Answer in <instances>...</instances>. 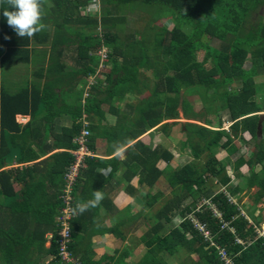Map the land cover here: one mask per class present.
Listing matches in <instances>:
<instances>
[{
  "label": "trees",
  "instance_id": "16d2710c",
  "mask_svg": "<svg viewBox=\"0 0 264 264\" xmlns=\"http://www.w3.org/2000/svg\"><path fill=\"white\" fill-rule=\"evenodd\" d=\"M93 2H100V13L88 12ZM40 4L45 27L29 38L17 36L7 25L2 13L8 0H0V264H73L64 263L59 255L57 217L64 207L60 199L64 175L75 162L70 152L78 147L75 139L87 131L90 150L95 151L96 141L104 137L117 151L164 120L182 125L176 138L190 149L193 161L179 167L167 149H152L144 140L127 148L124 161L118 156L87 158L73 189L74 206L91 199L94 190L109 194L110 180L98 172L109 166L115 175L121 165L126 167L121 180L128 182L125 192L133 201L118 210L106 195L96 207L77 212L68 246L71 256L82 264H168L164 257L183 248L196 258L179 264H229L222 249L233 264H264V238L256 240L254 229L264 220V210L257 216L250 212L255 220L250 223L225 191L210 190L217 178L226 192L240 197V185L230 186L229 161H218L215 155L224 148L238 153L234 141L247 143L248 133L255 141L253 152L231 165L237 173L246 164L250 169L246 181L250 204L245 209L264 201V119L263 136L258 135L262 117L258 113L264 112V105L250 100L257 97L255 77L264 68V0H40ZM123 9L139 11L145 24L127 29V18L120 15ZM167 19L174 23L171 29L159 25ZM103 48L109 60L100 67L98 54ZM248 58L252 66L247 70ZM13 68L38 81L22 76L12 83L7 79ZM94 74H99L96 85L84 99L86 79ZM12 77L18 78L16 73ZM200 91H212L213 104L195 112L181 95ZM128 98L131 102L119 107ZM226 109L234 121L230 131L177 121L182 114L214 127L218 113ZM108 112L117 118L114 125L106 123ZM18 116L29 120L21 124ZM57 119H66L60 131L55 130ZM171 125L166 122L156 131L170 135ZM138 185L150 189L140 197ZM155 185L169 186L172 197L154 211L164 197L153 192ZM207 199L213 208L203 204ZM101 206L108 215L113 213L111 227L109 217L99 216ZM193 214L211 238L194 227ZM178 215L183 222L174 225ZM138 223L148 224L139 237L137 247H143L144 254L137 262L127 261L135 246L98 254L92 248L93 236L86 237L87 231L108 232L125 241L123 228ZM237 237L249 244H238ZM46 257L51 261L43 260Z\"/></svg>",
  "mask_w": 264,
  "mask_h": 264
},
{
  "label": "rangeland",
  "instance_id": "374dc122",
  "mask_svg": "<svg viewBox=\"0 0 264 264\" xmlns=\"http://www.w3.org/2000/svg\"><path fill=\"white\" fill-rule=\"evenodd\" d=\"M95 3H97V2H95ZM156 8L158 9L157 6L154 7V8H150V12L152 10L156 9ZM93 10H95V7L92 8V11ZM160 14L163 17L164 16V11L160 12ZM160 14H157V16H159ZM120 15L126 16L127 21L125 22V26H126L127 29L131 28V29L135 30L137 25H140V24L144 25L145 24V21H142L140 19L141 15L139 14V11L133 10V12H132V11H130L128 9H123V10L120 11ZM162 24H165V26L168 27L169 29H171L173 27V25H174V23L170 19H167V21L166 20L165 21L164 20L160 21L159 25H162ZM55 54H56V52H55V50H53V52H51V55H55ZM105 62H107V61H105ZM251 66H252L251 58H248L246 64L244 65V68L248 70V69L251 68ZM108 67L110 68V65H108ZM100 69H102V68H100ZM8 73H9V76H8L7 80L14 79V81H21L23 78L25 79L27 77L28 78L30 77L33 81H38L36 78H33L29 74V72H27V74H29V75H27V74H25V71H23V70H21L19 68L10 69L8 71ZM15 73H16L18 78H13L12 77V75H15ZM22 76H23V78H22ZM93 79H94V81H96V79H97L96 76ZM9 82L10 81H8V83ZM149 82H150V85L153 86L155 81L150 79ZM255 85H256V89H257V92H256L257 93V97H253L250 100L257 101L259 103L263 102V104H264V68L263 67L259 69V75L255 77ZM200 93L203 94L204 96H206L205 97V101L203 100V95H201V94L200 95L195 94V95L191 96L188 93H183L181 95L182 98H185V99H187L188 101L191 102L195 112L203 110L206 107V104L207 105L213 104L212 91H209V92L200 91ZM129 102H131V100H129V98H128L124 102L119 103V107H122V109H124L126 107L125 104L129 103ZM214 102H215V105L220 104L219 101H214ZM103 108L105 110H108L109 105H104ZM219 120L222 121V124H221L222 128H224L227 131H229L230 126L234 123V121L232 120L231 111L229 109L221 110L218 113V117H216V119H215L214 127L217 128L218 126H220ZM17 121L19 123H21V124H25V123H27L28 118H22L21 116H18L17 117ZM115 121H116V119H115V117L113 115H107V118H106V123L107 124L111 123V122L115 123ZM177 121L181 122V124H183L185 122H188V123H191V124L200 125V123L196 122L195 120L185 119L182 114L180 116V119H178ZM166 122H170V124H172L171 125V129H170V135L166 136L164 134V132H162V133L158 132V134L154 135V136H156V139L154 138V141L152 142L151 145H153V146H163L165 149H167L174 156V163L177 164L179 167H181L182 165H185L189 161L192 162L193 158L190 155V149L187 148L186 146H182L181 144H179L178 139L176 138L178 136V131H182L183 130V129L181 130V128H180V127H182V125L179 126V127H175L174 124H173V122H176L175 120H166ZM65 123H66V119L65 120H57V121H55V124L57 126L56 127L57 131H60L62 129V127L65 125ZM231 134L232 133L229 132V136L230 137H231ZM244 135H245L244 139H245V141L248 144L245 143V142H242V141H240L238 139H236L234 141V145H235L236 149H238V151H237L238 153H235V152L234 153H230L228 150H226L224 148V149H221V150L220 149L217 150L216 155H215V158L218 161H223V162H225L226 160L229 161L228 164L230 166L227 168V174L232 179L235 178V174H236L234 172L233 167L231 166L232 162L234 163L235 160L238 157H240L241 155H245V156L249 157V155H251V152H253L252 146H254V142H255L254 139L248 133H245ZM262 136H263V134H261L259 137L261 138ZM181 139L184 141L186 139V137L184 135H182ZM195 141H197V139H195ZM225 141H226V139L224 138L221 142L223 143ZM260 169H261V167L258 165V166H256L255 171L259 172ZM249 170L250 169H249L248 166H244V168L240 170L241 171V175L244 176L243 177L244 180L243 179L241 181L237 180V185L241 186V182L244 185L245 179H248L250 177ZM118 179L119 180H117L116 182L120 183L121 179L120 178H118ZM19 189H20L19 187H16L17 191H19ZM149 189L150 188H147V187L144 188L143 186H140L138 188L137 195L142 197L143 195H145L149 191ZM219 189H220V185H219V183H217V181H215L214 186L212 188H210V190H212L213 191L212 193H214V194H216ZM152 190H153L154 193L160 191V192H162L164 194L162 202L158 203L155 206V208H154V211H155V210L159 209V207L161 206L160 204H162L166 200H169L172 197V194H171V190H170L169 186H167V185H164V186H161V187H158L157 185H155V187L152 188ZM126 199H127V197H122L118 201L116 200L117 204H118L117 206L122 208L123 205H124L123 202ZM249 200L250 199H249V197H247L246 191L243 194L242 193L240 194L239 204L240 203H242V204L245 203L246 205H249L250 204ZM132 201H133V199L131 200L130 198H128L127 202L130 203ZM202 201H203V204H205V203L209 204L207 206L208 207L210 206V207L213 208L212 202L205 201V200H202ZM190 202H191V200H189L188 203H190ZM138 207H140V206H138ZM243 208H244V205H243ZM259 208H261V209H259ZM257 210H259V211H257ZM260 210H264V201L262 203L258 204L256 207H251L249 210L246 211V214L251 220H253L252 216H250V212H252V214L257 216V215H259ZM177 217H175V219L173 221L174 225H178V223H179V219ZM253 221H255V220H253ZM263 226H264V223H263ZM136 229H137V226H136V228H131L130 230H128L126 232L127 233L126 234V238L127 239L125 241H122V240H119L118 238H115V237L113 238L112 237V239L107 243L108 245H106V247H108L107 250L109 249V250L112 251L115 248H120L121 249L123 247L133 248L134 246L137 247V245H140L139 237L141 236V232L140 231H135ZM138 230H143V229L142 228H138ZM48 244L46 243V247H48ZM93 245H94L95 249H97V250H99V249H101V248H103L105 246V245L102 246L100 244H93ZM135 247H134V249H135ZM139 247H141V245ZM192 257H193V260H195L194 258H196V257L195 256H192ZM192 257H191V255L188 253V251L186 249L181 248L175 255H173V256L166 255L164 257V259H165V261L168 264H179V263L184 262L188 258H192ZM43 260H45V261L47 260L49 262V257H46ZM127 261L128 262H133V259L128 258Z\"/></svg>",
  "mask_w": 264,
  "mask_h": 264
},
{
  "label": "clouds",
  "instance_id": "9594fccd",
  "mask_svg": "<svg viewBox=\"0 0 264 264\" xmlns=\"http://www.w3.org/2000/svg\"><path fill=\"white\" fill-rule=\"evenodd\" d=\"M8 5H9V7L3 11L2 15H3L4 18H6L7 25L10 28L13 29V31L16 33L17 36H19V37L27 36V37L30 38V37H32L34 35V33L41 31L45 27V25L41 22L42 15H43V10H42L41 4H40V0H8ZM93 7H95V10L92 11ZM87 10H88V12L100 13L101 12L100 2H97V3L93 2V4L88 5ZM98 55L101 57L100 60H101L102 65L100 67H103L106 63H108V60H109L108 51L106 50V48H103L102 50L99 51ZM105 61H107V62H105ZM98 75L99 74H97V75L94 74V75L89 76L86 79V84L84 86V91H83V98L84 99L90 97V94H91V92L93 90V87L96 85V81H94L93 78L95 76H96V78H98ZM258 114L260 116H262L263 119H264V113L263 112L258 113ZM22 118H25V117H22ZM28 120H29V118H28ZM196 122L200 123L201 126L202 125L206 126L207 128H209L211 130H216V131L225 130L224 128H222V126L216 128V127H210V126L204 125L203 123H201L199 121H196ZM229 131H230V128H229ZM232 137L234 138L233 135H232ZM72 150H74V149H72ZM89 150H90V148H89ZM90 152L92 153V156H89L87 158H95V157H97L96 154L93 152V150H90ZM215 181H217V183H218V179L217 178L215 179ZM215 181H214V183H215ZM233 181H235V182L237 181L236 177L234 179L231 178V182H233ZM139 187L140 186L138 185L137 188H139ZM219 190L220 191L221 190L225 191V193L227 194L228 200L232 204L239 205V210L241 211V215L244 216L247 221H249L250 223H255L253 220H251L247 216V214H246L247 210L245 209V207L243 208V205L245 206L246 204L245 203L244 204H242V203L239 204V198L240 197L239 198L238 197H232L231 194L226 192V188L223 187L222 185H220V189ZM246 194H247V191H246ZM247 197H249L248 194H247ZM102 199H103L102 191L101 190H94L92 192V198L87 200V201H85V202H77L75 204V206H74L73 212L74 213L78 212V213L82 214L85 211H87L90 207H96L102 201ZM207 201H209V199H207ZM207 205H209V204H207ZM177 218L179 219V223L178 224L183 222V220H182L180 215H178ZM191 221H192L194 227L196 229H198V231H200L199 224H201V223L195 217L194 214H193V216L191 218ZM263 223H264V220L261 222L260 225L259 224H255V225L258 226L260 229L264 230ZM146 224H148V223H143V224L142 223H138V225H136L137 226V231H140L141 234H142L143 230L146 229V228L144 229V226ZM136 226H133V227H136ZM138 228H142L143 230H138ZM255 236H256V234H255ZM237 238H236V242H237ZM242 241H243V244L238 243V242L237 243L240 244V245H243V246H247V244H249V241H244V240H242ZM49 244H50V242H49ZM76 259L79 262H81L78 258H76ZM232 261L234 262V260H232Z\"/></svg>",
  "mask_w": 264,
  "mask_h": 264
},
{
  "label": "crops",
  "instance_id": "0c3cea01",
  "mask_svg": "<svg viewBox=\"0 0 264 264\" xmlns=\"http://www.w3.org/2000/svg\"><path fill=\"white\" fill-rule=\"evenodd\" d=\"M44 48V47H43ZM71 63V62H70ZM41 81H44V79L43 80H41ZM12 83H14L13 82V79H12ZM263 104V103H262ZM264 105V104H263ZM107 115H112L111 113H107ZM114 116V115H113ZM115 117V116H114ZM115 119L117 120V118L115 117ZM57 120H62V119H57ZM56 120V121H57ZM116 122V121H115ZM166 123V120H164L160 125H158L156 128H154V129H152V130H150V131H148L147 133H145L144 135H142L141 137H139L138 139H135L134 141H131V143H129L127 146H123L121 149H119V150H113L112 148L114 147V145L111 143H108V141L103 137V138H99L97 141H96V149H95V151H93L95 154H96V158H99V159H102V160H111L112 158H114V157H116V156H118L119 157V159L121 160V161H124V160H126L127 159V157H128V152H127V148H129V147H131V146H133L137 141H139V140H144L145 142H148L149 144H148V146L149 147H151L152 149L153 148H155V147H157V146H153V145H151L152 144V142L154 141V138L156 139V136H154V135H156V134H158V131H156V130H158L159 129V127L160 126H162L163 124H165ZM109 125H114L115 123H108ZM56 131H57V129H55ZM159 133H162V132H159ZM165 134V133H164ZM166 136H169V135H167V134H165ZM245 136V135H244ZM48 141H52V138H50ZM55 152H57V151H55ZM241 156H244V155H241ZM240 156V157H241ZM239 158V157H238ZM237 158V159H238ZM236 159V160H237ZM235 160V161H236ZM235 163V162H234ZM232 164H233V162H232ZM232 167H233V165H231ZM244 166H248L247 164L246 165H244ZM244 166H242V168L241 169H243L244 168ZM249 167V166H248ZM126 167H124V165H121L120 166V170L118 171V175L116 174H113L112 173V171H113V168H112V166H109V167H107V168H104V167H102V168H99L98 169V172L100 173V174H102L105 178H109V180H110V183L108 184V186H110V185H112V189H108L107 190V192H109V194H105V195H103V197H105L106 195H108V198H109V200L108 201H113L112 203H114L115 204V206L117 207V209L118 210H122V209H124L126 206H127V204H128V198L130 197L126 192H125V188H126V186L128 185V182L127 183H124L125 182V180L124 181H122L121 180V182L120 183H118V182H116L117 180H119L118 178H122L123 176H122V174H123V169H125ZM240 169V170H241ZM243 171V170H242ZM234 172L236 173L235 174V177H236V180H239V181H241L242 179H243V177L244 176H242L241 175V171H239V173H237L235 170H234ZM249 172H250V170H249ZM239 174V178L237 177V175ZM250 178V177H249ZM248 178V179H249ZM64 180H65V186H64V189H63V193H62V196H60V199H62V201H63V196H64V191L66 190V187L68 186V180L65 178V175H64ZM244 180V179H243ZM246 181H247V179H245V183H244V185H243V183L241 182V192H239V196H240V194L242 193H244L245 191H247V185H246ZM237 182V181H236ZM236 182L235 181H233L232 182V184L230 185V186H232V187H235V186H237V184H236ZM124 183V184H123ZM107 186V185H106ZM16 187H19V186H17V185H15V189H16ZM20 188V187H19ZM74 188H72V190H73ZM20 190V189H19ZM17 191V190H16ZM74 191V190H73ZM122 197H127V199L123 202V204L125 205H123V207L121 208V207H119V206H117L118 204H117V201L120 199V198H122ZM232 197H237V196H232ZM73 199H74V197H73ZM250 199V198H249ZM117 200V201H116ZM130 201V200H129ZM263 202V201H262ZM262 202H260V203H262ZM244 204V203H243ZM63 208V207H62ZM259 209H261V208H259ZM113 211V210H112ZM257 211H259V210H257ZM99 216H101V217H103V218H105L106 216L107 217H109V219H108V221H107V227H111V225L113 224L112 223V221H113V213H109V215H108V213H107V210L103 207V206H101V207H99ZM249 212V211H248ZM59 216V215H58ZM133 228H136V227H133ZM131 228H126V227H124L123 228V231H124V234L126 235L127 233V231L128 230H130ZM135 231H137V229L135 230ZM133 232V231H132ZM91 236H93V239H92V243L93 244H100V245H102V246H104L103 248H101V249H99V250H97V249H95V247H94V245L92 244V248L94 249V251L95 252H97L98 254L99 253H101V252H103V251H107V248L108 247H106V245H108L107 243L112 239V237H113V235H112V233H105V234H95V233H93V235H91L90 233H88V231H87V238L89 237H91ZM114 238V237H113ZM49 242H47V244H48ZM50 244H48V246H49ZM134 249V248H133ZM143 249V247L142 248H135L134 250H132L131 251V254H130V259H133V261H139L140 259H141V257H142V255L144 254V249ZM142 253V254H141ZM49 261H51V257L49 258ZM129 263H131V262H129Z\"/></svg>",
  "mask_w": 264,
  "mask_h": 264
},
{
  "label": "built area",
  "instance_id": "2783aa9c",
  "mask_svg": "<svg viewBox=\"0 0 264 264\" xmlns=\"http://www.w3.org/2000/svg\"><path fill=\"white\" fill-rule=\"evenodd\" d=\"M88 132L83 131L79 137L75 139V143L78 147L74 150H71V154L75 156V162L68 167L67 172L65 173V178L68 180V186L64 191L63 203L64 207L61 209L59 216L57 217V223L59 225L58 231V244H59V255L61 260L64 263H73V264H81L76 258L71 256L69 252L68 246L71 241L72 236V220L76 217L77 212L74 213V202H73V190L77 179L79 178L80 169L83 167V164L87 157L92 156L88 148ZM221 213H219L220 216ZM199 229L206 238H211V232L206 229V227L202 224H199ZM254 229L256 232V240L260 238H264V230L260 229L258 226L254 225ZM49 239H52V235L49 236ZM237 242L243 244V241L237 238ZM215 243H213L214 245ZM226 251L221 249V256L223 259L227 261L229 264H233L232 260L227 258Z\"/></svg>",
  "mask_w": 264,
  "mask_h": 264
},
{
  "label": "water",
  "instance_id": "95a60500",
  "mask_svg": "<svg viewBox=\"0 0 264 264\" xmlns=\"http://www.w3.org/2000/svg\"><path fill=\"white\" fill-rule=\"evenodd\" d=\"M262 122H263V117L260 119L259 124H258V135L259 136L262 134Z\"/></svg>",
  "mask_w": 264,
  "mask_h": 264
}]
</instances>
